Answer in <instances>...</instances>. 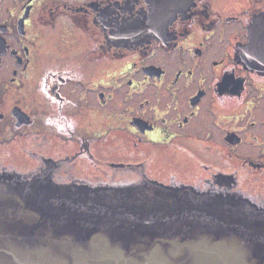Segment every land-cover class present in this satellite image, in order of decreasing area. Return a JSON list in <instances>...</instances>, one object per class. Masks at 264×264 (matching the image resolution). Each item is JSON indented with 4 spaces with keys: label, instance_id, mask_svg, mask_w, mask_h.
Segmentation results:
<instances>
[{
    "label": "flooded vegetation",
    "instance_id": "af4514ba",
    "mask_svg": "<svg viewBox=\"0 0 264 264\" xmlns=\"http://www.w3.org/2000/svg\"><path fill=\"white\" fill-rule=\"evenodd\" d=\"M264 225V0H0V182Z\"/></svg>",
    "mask_w": 264,
    "mask_h": 264
},
{
    "label": "water",
    "instance_id": "95a60500",
    "mask_svg": "<svg viewBox=\"0 0 264 264\" xmlns=\"http://www.w3.org/2000/svg\"><path fill=\"white\" fill-rule=\"evenodd\" d=\"M78 193L0 182V264H264V225L201 209L136 212Z\"/></svg>",
    "mask_w": 264,
    "mask_h": 264
}]
</instances>
